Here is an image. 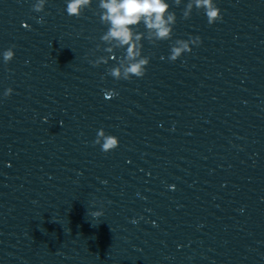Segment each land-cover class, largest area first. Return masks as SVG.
Masks as SVG:
<instances>
[{
    "label": "clouds",
    "instance_id": "1",
    "mask_svg": "<svg viewBox=\"0 0 264 264\" xmlns=\"http://www.w3.org/2000/svg\"><path fill=\"white\" fill-rule=\"evenodd\" d=\"M179 4L180 0H175ZM46 0H37L33 4V11L43 12ZM92 0H67L66 12L69 16L80 17L86 8H89ZM99 8L103 11L100 14V21L108 25L107 31L101 37L104 41H116L119 46H127L126 58L130 63L123 70V80H129L132 76L142 78L146 73V66L149 64V58H139L140 51L137 47L142 34L134 33L133 27L143 23L145 27L155 33V37L159 40H167L171 38L173 26L176 22L174 13L169 12V3L167 0H99ZM193 7L202 9L207 17L209 25L216 23L223 19L221 9L217 7L214 0H190L186 10L183 13L185 19L190 17ZM42 23L43 19L37 20ZM28 28L26 23L22 25ZM201 43L200 37L190 38L189 40L178 39L176 46L171 48L170 61H176L184 53L191 52V45H198ZM15 46L13 45V48ZM15 56L12 48L3 52V61L5 64L9 63ZM92 63V62H91ZM95 66L94 63H92ZM131 74V75H130ZM110 75L116 80L121 79V69L119 67L113 68ZM13 89L8 88L4 92V96L8 97L12 94ZM106 98H112L118 93L115 91L106 92ZM47 118H45L46 121ZM94 145H100L104 153L115 150L119 146V139L115 135L107 134L104 129H99L96 139L93 141ZM102 210L92 211L90 215L93 218L103 216Z\"/></svg>",
    "mask_w": 264,
    "mask_h": 264
}]
</instances>
